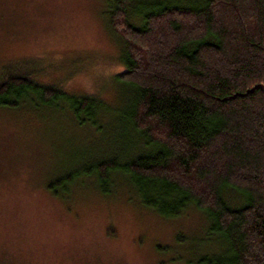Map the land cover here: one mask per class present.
<instances>
[{"label": "trees", "instance_id": "1", "mask_svg": "<svg viewBox=\"0 0 264 264\" xmlns=\"http://www.w3.org/2000/svg\"><path fill=\"white\" fill-rule=\"evenodd\" d=\"M140 1L132 10V0H107L132 140L85 174L102 193L124 177L166 219L204 214L221 255L203 264H264V0ZM32 94L43 106L66 101L79 125L108 109L16 67L0 77V107Z\"/></svg>", "mask_w": 264, "mask_h": 264}, {"label": "rangeland", "instance_id": "2", "mask_svg": "<svg viewBox=\"0 0 264 264\" xmlns=\"http://www.w3.org/2000/svg\"><path fill=\"white\" fill-rule=\"evenodd\" d=\"M107 8V0H0V77L16 67L108 105L83 125L63 100L48 107L32 94L0 107V264H203L221 255L196 209L166 219L124 177L102 193L85 174L132 140L121 121L131 93L116 80L123 45Z\"/></svg>", "mask_w": 264, "mask_h": 264}]
</instances>
